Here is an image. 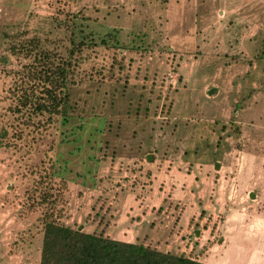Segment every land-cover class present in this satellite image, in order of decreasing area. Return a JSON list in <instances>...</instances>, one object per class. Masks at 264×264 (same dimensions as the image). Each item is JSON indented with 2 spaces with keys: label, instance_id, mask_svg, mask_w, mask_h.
<instances>
[{
  "label": "rangeland",
  "instance_id": "374dc122",
  "mask_svg": "<svg viewBox=\"0 0 264 264\" xmlns=\"http://www.w3.org/2000/svg\"><path fill=\"white\" fill-rule=\"evenodd\" d=\"M206 1L0 0V264H39L44 189L74 228L264 264V3L222 18ZM82 34L95 44L67 82V122L27 125L11 95L20 45L65 54Z\"/></svg>",
  "mask_w": 264,
  "mask_h": 264
},
{
  "label": "trees",
  "instance_id": "16d2710c",
  "mask_svg": "<svg viewBox=\"0 0 264 264\" xmlns=\"http://www.w3.org/2000/svg\"><path fill=\"white\" fill-rule=\"evenodd\" d=\"M110 36L117 42L113 34ZM102 42L107 43L104 39ZM89 44L95 43L87 34H82L78 42L71 38L66 53L61 54L42 46L37 36L24 39L20 48L29 62L18 72L19 78L11 95L16 99L14 110L26 116L24 122L27 125L40 116L37 126L67 122L70 108L67 82L73 78L76 66L83 60V50ZM41 168L47 180L56 174L52 163ZM38 184L37 188L43 185ZM37 190L32 189V195ZM38 196L41 199L37 204L43 209L39 217L42 233L39 264H208L191 253L173 254L150 247L144 241L132 243L112 239L104 235V228L99 229L101 222L97 223L94 232H84L80 227L74 228L54 217L49 206V190L44 189Z\"/></svg>",
  "mask_w": 264,
  "mask_h": 264
},
{
  "label": "crops",
  "instance_id": "0c3cea01",
  "mask_svg": "<svg viewBox=\"0 0 264 264\" xmlns=\"http://www.w3.org/2000/svg\"><path fill=\"white\" fill-rule=\"evenodd\" d=\"M191 1H193L192 3H193V5L194 6H198L199 4L201 5V4H204V2H207L206 0H191ZM238 0H234V1H232V0H220V5L219 6H217L216 7V13H217V15H221L222 16V18H224L225 16H229V17H236V16H239L240 14H242L241 16H243V17H247V18H250L251 17V15H252V8H253V4H254V1L253 0H243L244 1V5H241L240 3H241V1L240 2H237ZM253 1V2H252ZM261 1H263V2H261ZM261 1H259L260 3H264V0H261ZM181 2H182V4L183 5H181L183 8V10H184V8H185V5H184V2H187V4H186V8H188V9H190L191 8V6L189 5V2H190V0H181ZM252 2V3H251ZM255 2H257L256 0H255ZM239 3V4H238ZM188 6V7H187ZM244 6V7H243ZM247 7H249V9H247ZM242 8H244V9H242ZM182 10V11H183ZM199 13V11H197L194 15H195V17H197V18H199V19H202V18H209L210 17V15H208V14H198ZM211 17H212V15H211ZM200 21V20H199ZM214 25H212V24H210V25H207V29H211L212 27H213ZM221 28H224V27H221ZM227 28L228 27H225L224 28V30H227ZM80 228H81V230H83L84 232H87V233H92V232H94L95 231V229H96V226H94L93 227V229H91V230H85L84 228H82L81 226H80ZM118 229V228H117ZM121 232V231H120ZM146 235H150L149 234V232H146L145 233ZM104 235L105 236H109L110 238H112V239H116V240H121V241H126V242H132V243H139V242H141V241H144L145 242V244L146 245H148L149 243H147L146 242V239H145V237H144V239H142V240H140V238H135L133 241H130V240H128V239H126V238H124V237H119V235H112V233L111 232H109V230H104ZM145 235V236H146ZM152 247H154V248H156V249H158V250H160L159 248H158V245H154V246H152ZM166 252V251H165ZM202 262H204V261H202ZM206 263V262H205ZM208 264H217V263H208Z\"/></svg>",
  "mask_w": 264,
  "mask_h": 264
},
{
  "label": "built area",
  "instance_id": "2783aa9c",
  "mask_svg": "<svg viewBox=\"0 0 264 264\" xmlns=\"http://www.w3.org/2000/svg\"><path fill=\"white\" fill-rule=\"evenodd\" d=\"M168 78L170 83H174L176 81V75L174 73L169 72Z\"/></svg>",
  "mask_w": 264,
  "mask_h": 264
}]
</instances>
